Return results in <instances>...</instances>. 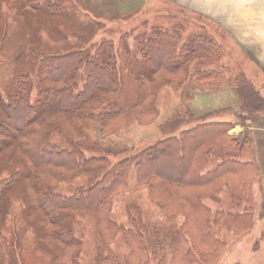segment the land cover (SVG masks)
Wrapping results in <instances>:
<instances>
[{"label":"trees","instance_id":"trees-1","mask_svg":"<svg viewBox=\"0 0 264 264\" xmlns=\"http://www.w3.org/2000/svg\"><path fill=\"white\" fill-rule=\"evenodd\" d=\"M12 2L11 7L15 9L21 10L24 6L18 0ZM47 6L56 10L53 8H57L58 4ZM174 30H152L148 34L134 36L136 49L144 54L148 63L147 73L140 77L137 84L138 92L132 105L135 119L147 122L152 114L155 115L158 86L153 74L166 70L170 62L175 66V72L180 73V78L182 74L186 78L192 68L193 74L203 76V82L209 78L214 84L236 86L242 101L240 109H264L263 99L255 89L245 84L241 75H232L222 67H199L220 59L222 51L218 44L203 35H193L185 40ZM109 42L102 40L93 49L78 47L57 54L39 55V51L33 48L30 55L36 64V97L30 98L32 90L30 92L29 87L33 77L25 71L11 80L5 97L0 96V109L4 114L0 117V155L7 147L22 151L27 157L24 166L29 171L36 168L34 176L39 183L35 186L30 181V187L35 188L32 194L25 188L26 185H17L24 178L19 170L12 168L9 173L0 175V227L9 214L11 193L19 189L25 214L39 209L40 215L49 217L55 226L54 230L45 226L37 229L40 236L50 242L49 247L55 253L57 264H77L80 253V242L63 222L68 216L62 213L59 216L58 211L93 214L98 240L97 264L115 262L109 245L119 230L123 231L131 254L135 252L137 257H146L151 247L154 248L153 253L161 248L158 243L164 237L161 234L153 237L157 228L149 224L150 233L148 223L142 222L137 205V209L128 205L125 207L130 227L117 224L110 218L113 194L126 189L131 177L134 182L147 187L149 195L152 193L158 200L163 212L172 217L178 212L185 213L183 222L173 229L181 241L180 246H172V259H176L173 264H217L226 243L215 236L212 222L237 234L251 229L253 208L250 206V186L253 179L259 176V168L252 160L251 138L248 133H244L241 140L232 137L228 130L234 125L233 121L206 120L207 115L198 118L200 120L187 126L179 135L156 140L138 152L121 157L111 166L110 157L99 154L103 148L98 142L86 146L89 151L98 154L83 155L82 149H79L83 142L76 140L81 128L92 123L94 128L98 127L99 132L104 133L106 124L114 126L122 111L114 109L122 84L116 72L114 53L105 52ZM193 64L198 67L193 68ZM187 92L186 89L181 91L186 101ZM190 122H193L192 118L181 119L180 115H176L166 127L175 129ZM54 132L64 136L67 147L51 142ZM209 156L218 158L219 162L214 169L215 174L206 177L203 172ZM171 159L175 160L176 166L170 169L175 173L166 175V160ZM79 171H88L91 175L85 185L77 187L71 194L53 189L56 180L64 176L72 178ZM227 184L232 190V201L236 205L247 202V205L240 213L215 210L212 214L203 198L215 199ZM62 243L66 247L59 250L58 245ZM15 248L0 230V264H17ZM102 250H105V256Z\"/></svg>","mask_w":264,"mask_h":264},{"label":"rangeland","instance_id":"rangeland-1","mask_svg":"<svg viewBox=\"0 0 264 264\" xmlns=\"http://www.w3.org/2000/svg\"><path fill=\"white\" fill-rule=\"evenodd\" d=\"M12 1L0 0V96L2 98L5 97L11 80L16 78L21 71L30 72L32 75L33 81H30L29 87L30 92L32 90L30 98L36 97L35 83L37 81L35 80H38L36 64L34 57L30 55V50L33 48L39 51V55L57 54L78 47L93 49L102 40H110L106 44L105 52L114 53L116 72L120 76L122 84V91L116 98V108L114 109H122V111L114 126L106 124L107 129L104 133H100L98 127L94 128L92 123L81 128L76 140L79 139V142H83L79 148L82 149L83 155L98 154V152L89 151L86 148L91 142H98L103 148L99 154L109 156V166H111L121 157L138 152L156 140L170 135H179L187 126L200 120L198 118L208 115L206 120H226V118H216L220 115L221 109H211L213 106L207 107L211 94L198 95L196 99V103L200 102L198 105L190 100L186 101L181 95L183 89L188 91L187 95L189 96L190 93H194V90L216 89L222 85L212 83L209 78L204 82L201 81L203 76L199 73L193 74L192 68L186 78L183 74L180 78V73L175 72L176 69L174 70L175 66L172 62L168 63L166 70L153 74L158 86L155 115L152 114L147 122H139L135 119L132 105L138 92L137 84L140 77L147 73L148 63L144 54H140L136 49L134 36L138 33L148 34L152 30L167 29L166 25L168 24L164 25L163 21L168 22V18L162 14V5L159 7L156 3L157 8H151L153 13L152 11L150 13L147 7L150 1L147 0H23V2L18 0L22 5L24 4L21 10H18L11 7L14 3ZM51 3L58 4L57 8H53L56 10L49 9L51 6H47V4ZM174 29L179 35L178 25ZM165 45L168 46V43ZM193 66L198 67L194 64ZM216 66V62L199 65L200 68ZM182 85L184 86L182 87ZM240 103L242 101L238 98L235 108L237 116L235 124L243 126L242 129H247V116H250L255 108L242 107L240 109ZM176 115H180L181 119L192 118L193 122L182 124L175 129L167 128V122ZM221 115L224 114L221 113ZM3 116L0 109V117ZM229 131L228 133L232 137L241 140L243 134L234 135ZM78 132L76 131V133ZM51 142L61 147L68 146L67 140L58 132L52 133ZM209 157L203 172L206 173V177L215 174L214 169L219 162L218 158ZM26 158L19 149L13 150V148L7 147L0 155V175L9 173L12 168L19 170L24 178L17 185H22V187L26 185L25 188L31 190L33 194L35 188L30 187V183L39 186L34 176L37 170L32 168L29 171L24 166ZM13 161L16 163H11ZM166 164L168 167L164 173L166 175L175 173L170 169L173 165L176 166L175 160H166ZM90 176L88 171H79L72 178L64 176L63 179L59 178L55 181L53 189L63 194H71L77 187L85 185ZM227 185L222 188L215 199L203 198L212 214L215 210L240 213L247 205V202L236 205L231 199L230 185ZM250 191V206L253 208V216L251 229L248 232L237 234L228 227L213 223L211 220L208 221L209 225L211 222L213 224L212 230L215 236L226 243V248L220 254L221 257L217 264H264V174H261L260 170L259 176L253 179ZM126 205L129 207L137 205L142 222L148 223L149 229V224L157 228L154 229L153 237L161 234L164 238L158 243L160 249H155L153 253L154 248L151 247L147 251L146 257L142 255L137 257L135 252L131 254L125 241V235L122 230H119L109 245V251L115 256L113 264H173L174 261L176 262V259H172V246L176 244L180 246L181 241L173 229L183 222L185 213L178 212L177 215L174 214L175 217L169 216L162 211L158 200H155L152 193L149 195L147 187L134 182L131 177L126 189L118 190L113 194L110 210L112 220L117 224L130 227L131 224L125 211ZM24 209L19 189L12 191L9 214L0 230L16 247L17 264H57L54 259L55 253L49 247L50 242L42 238L37 229L40 226H45L54 230L55 226L52 225L51 220L49 221V217L40 215L39 209L27 214ZM58 213L59 216L61 213L68 216L63 219V222L80 242L77 264H97L95 256L98 240L93 214L88 212L72 214V212L63 211H58ZM149 231L152 233L151 229ZM64 247L66 246L63 243L58 245L59 250ZM102 253L105 256V250H102Z\"/></svg>","mask_w":264,"mask_h":264},{"label":"crops","instance_id":"crops-1","mask_svg":"<svg viewBox=\"0 0 264 264\" xmlns=\"http://www.w3.org/2000/svg\"><path fill=\"white\" fill-rule=\"evenodd\" d=\"M147 1H150L147 6L150 13L151 8H157L156 3L163 6L162 14L168 18L163 24H168L170 30L178 25L182 39L203 35L218 44L222 55L216 67L226 68L234 73L232 75H241L245 84L255 89L264 101V0ZM236 89L234 85L201 88L190 93L187 100L198 105V95L211 94L207 107L221 109L216 118L234 122L229 131L232 134L248 133L253 145L252 160L264 174V109L255 108L247 116V129L235 124V108L240 98Z\"/></svg>","mask_w":264,"mask_h":264}]
</instances>
